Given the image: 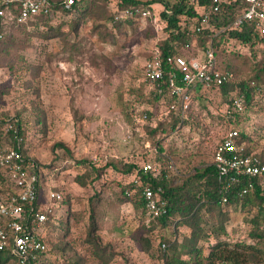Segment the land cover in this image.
Segmentation results:
<instances>
[{"label":"rangeland","instance_id":"obj_1","mask_svg":"<svg viewBox=\"0 0 264 264\" xmlns=\"http://www.w3.org/2000/svg\"><path fill=\"white\" fill-rule=\"evenodd\" d=\"M79 5L78 12L56 14L48 22L50 28L1 21L3 137L0 136L4 143H9L3 135L5 127L19 121L24 137L23 153L46 169L45 187L53 185L69 197V204L58 205L61 208L58 228L48 227L46 264L74 261L96 264L92 262L94 245L85 240L91 221L97 226L96 245L103 249L107 264H164L161 244L166 245L165 253L171 254V243L182 245L190 229L178 218L166 229L158 226L151 229L146 211L136 209L132 203L120 202L122 188L124 191L132 188L129 185L134 171L123 175L109 167L98 180L80 187L74 177L84 168H76L75 163L86 161L94 167H103L111 160L137 167L143 163L156 164L159 176H176L179 184L193 169L212 163L216 145L232 128L247 134L258 133L253 152L264 150V75L257 69L264 58V46L259 43L253 48H241L229 43L225 52L220 50L217 54L219 68L226 69L229 65L236 79H250L259 74L262 92L256 95L255 108L241 111L233 123L227 110L229 98H223L216 87L199 89L192 99L186 123L160 139L167 159L156 161L157 148L145 139L135 118L150 109L138 84L142 65L165 37L162 25L152 19H140L116 26L115 0H81ZM152 7L158 16L161 3H153ZM194 44L185 46L189 53L186 55L197 54ZM148 94L145 86L143 95ZM125 105L132 109L131 124L125 120L128 111ZM53 165L60 170L50 169ZM201 212L203 221L215 223L216 210ZM227 214L226 234L220 241L230 246H254L255 241L248 238L251 229L248 220L255 210L231 206ZM64 222L67 225L62 228ZM200 226L204 227L203 223ZM143 240L149 242L150 253L143 250ZM197 246L205 256L209 249L206 244L199 241ZM177 253L181 259H189L186 249L178 247ZM254 264H264V255Z\"/></svg>","mask_w":264,"mask_h":264},{"label":"trees","instance_id":"obj_2","mask_svg":"<svg viewBox=\"0 0 264 264\" xmlns=\"http://www.w3.org/2000/svg\"><path fill=\"white\" fill-rule=\"evenodd\" d=\"M49 6L52 9L50 15L37 14L31 16L25 23L32 26H46L48 22L56 14L61 12H78L80 8V1L76 0L75 3L69 8L65 9L62 6V0H47ZM103 2H110L112 0H101ZM161 3V7L168 11V14L161 10L158 14L162 29L165 32V37L161 38L158 42V49L160 51L161 58L164 59L168 55H183L185 57H192L188 51L184 50L185 46L194 42L195 51H201L206 48L207 42L211 40L214 53L216 55L221 50L225 52L226 45L229 43L236 44L241 48L250 47L253 48L257 44L261 43L264 46V36L259 34V31L254 22H246L240 28L227 30L220 33L217 36L211 35L210 32L200 24L199 16L195 11V6L205 5L208 6L211 0H160V1H146L142 0H117L116 4L118 10H116L114 16V23L116 26H120L124 23L133 24L141 19V11L145 7L152 6L153 3ZM246 8L244 0H232L228 3H221L218 11L211 14L209 17L208 24L214 26L215 30H220L229 23H231L235 17H237ZM131 11V14H125V11ZM137 10V11H136ZM17 13V10H14ZM119 18H116V16ZM146 20H149L148 18ZM14 22V21H12ZM22 23V24H25ZM21 25V24H19ZM201 27L199 32H196V28ZM50 28V27H48ZM47 28V29H48ZM2 33V26L0 22V38ZM50 33H47V35ZM258 72L264 75V58L257 64ZM223 71H230L233 73V79L225 82L218 87V90L222 94L223 98L228 97V114L230 121L235 123L236 117L240 112H234L231 109L232 100L238 96L242 97L243 110L248 108H255L257 105L258 93L262 92V85L260 83L259 74L255 75L250 79H236L234 71L226 66ZM138 90L140 91L143 99L147 102L150 109L144 111L146 114V121L142 125V132L145 139L149 140L151 144H154L157 148V160L161 162L167 159L168 154L160 146V139H163L166 134L182 127L186 120L181 121L176 114L169 113L163 116L162 119L157 114L159 95L152 97L151 93L148 95L144 94L145 83L139 81ZM205 89V88H201ZM167 103L174 101L172 98H168ZM128 110L126 111L125 120L128 124L132 123L131 111L128 109L129 105H125ZM130 111V113H128ZM155 117V119H153ZM154 121L151 126L149 123ZM13 129L5 131L3 134L7 140L14 142L15 137H23V133L20 129L19 121L16 120L15 124L12 123ZM230 130H235L234 128ZM237 131V130H236ZM238 136L236 137L237 144H242L244 148V154L248 155L254 153L258 158L259 162L264 165V150H260L258 153L253 152L255 143L254 137L256 132L247 134L243 131H237ZM1 135V132H0ZM2 136V135H1ZM0 136V142H3ZM3 137V136H2ZM4 143V142H3ZM7 143V142H6ZM13 146H15L13 144ZM23 150V144L21 145ZM25 156V155H24ZM76 164V168H84L83 171L77 173L74 177V181L80 186L84 187L88 184L93 183L101 177L104 169L111 167V169L121 174H131L137 170L138 167L131 163L120 164L118 161L111 160L106 163L103 167H94L86 164V161H80ZM51 168H55L53 165ZM60 168V167H59ZM63 168V167H62ZM61 168V170H62ZM60 170V169H59ZM138 176L143 182V186H149L155 192L161 189V197L166 199L168 205L166 207V213L157 217H150L151 229L156 226L166 229L169 225L174 222L175 218L190 229L189 237L185 238L182 245H178L176 242H172L170 245L171 254L167 255L163 252L164 264H254L259 262L260 256L264 255V191L258 186L256 178L243 177L237 182L230 183L228 187H224V183H220L216 175V169L213 163L201 167L195 168L184 175L181 183H177V177L158 176L151 177L149 174H143L138 172ZM252 183L253 187L250 192L242 195V189ZM131 189L124 191L121 190L120 202L132 203L136 209L142 208L145 210V202L141 195L142 188H137L132 182ZM55 189V188H54ZM57 190V189H56ZM59 191V190H58ZM98 196L99 193H95ZM63 202H68V198L64 196ZM241 207L248 208V210L254 209L253 214L248 222H250L251 229L248 232V238L255 241V245H241L229 244L220 241V237L226 234L224 227V220L228 217L227 208ZM212 210H216L215 223L208 224L203 221L202 214ZM92 218V217H91ZM58 221L53 220L50 216V221L47 222L46 228L56 230L58 228ZM203 223L204 227L200 224ZM67 222L63 223V227H66ZM46 234L49 233V231ZM63 230V229H62ZM97 226L91 221L86 233V242L93 246L92 259L93 263L96 264H107L108 259L103 255L104 251L96 245L99 239L96 237ZM64 232V230H63ZM49 236V235H48ZM48 236L45 238L47 246H49ZM166 242L168 239L164 238ZM199 241H203L208 249L205 256L202 255L203 251L201 247L197 246ZM215 245H213L214 243ZM143 250L150 253V244L147 240H143ZM179 248L186 249V255L189 256L188 260L181 259L177 253ZM49 250V247H48ZM48 252V251H47ZM46 252V253H47ZM45 254H40L39 257L32 264H46ZM200 258V261H199ZM191 259V260H190Z\"/></svg>","mask_w":264,"mask_h":264},{"label":"built area","instance_id":"obj_3","mask_svg":"<svg viewBox=\"0 0 264 264\" xmlns=\"http://www.w3.org/2000/svg\"><path fill=\"white\" fill-rule=\"evenodd\" d=\"M76 0H62V6L69 9ZM117 1V0H115ZM232 0H211L208 6H195L200 24L211 35L240 28L246 22H254L259 34L264 36V0H244L246 8L235 19L220 30L208 24L211 14L218 11L221 3ZM17 10V13H14ZM165 13L168 11L162 7ZM137 11V10H136ZM152 6L141 11V19H152L153 23L161 25L159 16L155 15ZM50 15L52 9L47 0H0V22L3 19L14 21L16 24L25 23L31 16L37 14ZM130 15L131 11H125ZM120 15L116 18H119ZM201 27L196 28L199 32ZM233 79V73L219 68L216 55L207 42L206 48L198 51L195 56L168 55L161 58L159 49H154L150 57L145 60L141 68V81L152 97L159 95L157 114L162 119L169 113L176 114L181 121L187 120L192 99L201 88H218ZM174 101L167 103V99ZM231 109L234 112L243 110L242 97L232 100ZM135 118L136 125L142 126L146 121V114L141 113ZM155 119V117H153ZM153 120L149 125H153ZM12 123L6 125V131L13 129ZM236 130H230L216 145L212 163L216 175L224 187L237 182L243 177L256 178L258 186L264 191V165L254 153L244 154L242 144H237ZM129 135L126 139H129ZM22 137H15L14 142H0V264H32L40 254L48 251L45 242L46 224L59 220L58 206L63 202V194L46 185V169L31 158L24 156L21 145ZM13 144L15 146H13ZM156 164L143 163L134 171L132 183L141 187V195L145 202V210L151 217L166 213L168 202L161 197V189L156 192L149 186H143L138 172L158 177L160 170ZM59 168L55 167L53 171ZM47 184V183H46ZM252 183L245 186L241 194L252 190ZM166 245L161 244L164 252Z\"/></svg>","mask_w":264,"mask_h":264},{"label":"crops","instance_id":"obj_4","mask_svg":"<svg viewBox=\"0 0 264 264\" xmlns=\"http://www.w3.org/2000/svg\"><path fill=\"white\" fill-rule=\"evenodd\" d=\"M47 236H48V234H46V237H47ZM73 264H79V263H77V261H76V262L74 261V263H73ZM80 264H82V263H80Z\"/></svg>","mask_w":264,"mask_h":264}]
</instances>
